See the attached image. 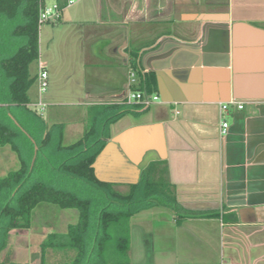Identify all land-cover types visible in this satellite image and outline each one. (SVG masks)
I'll use <instances>...</instances> for the list:
<instances>
[{
	"label": "crops",
	"instance_id": "obj_1",
	"mask_svg": "<svg viewBox=\"0 0 264 264\" xmlns=\"http://www.w3.org/2000/svg\"><path fill=\"white\" fill-rule=\"evenodd\" d=\"M79 2L72 12L67 11L70 5L63 8L59 21L79 44L75 56L82 75L73 85L78 98L63 103L44 94V101L80 107L81 136L94 108L128 105L115 119L109 110L101 117L93 175L124 193L146 167L161 162L176 201L131 216L129 262L264 264V0ZM39 46L38 31V53ZM132 59L137 71L149 76L147 93L159 98L141 112L127 99L132 87L130 69L124 66L132 67ZM51 61L38 63L47 76ZM4 87L0 78V120L15 125L16 110L4 98ZM27 94V107L35 112V97ZM223 103H230L226 112L220 110ZM40 117L46 126L62 124V143L66 125ZM221 120L228 123L224 134ZM19 141L28 157L32 139L25 133ZM15 155L9 144H0V177L10 172ZM47 171L44 162L41 179L47 180ZM151 209L167 213L156 232L157 239L173 234L171 244L162 242V250L146 259L144 249H136L133 260L131 230L155 231V221L146 218ZM32 215L28 229L9 232L0 264H63L73 254L46 249L43 255V237L65 232L70 223L60 230L64 227L51 217L33 225Z\"/></svg>",
	"mask_w": 264,
	"mask_h": 264
},
{
	"label": "trees",
	"instance_id": "obj_2",
	"mask_svg": "<svg viewBox=\"0 0 264 264\" xmlns=\"http://www.w3.org/2000/svg\"><path fill=\"white\" fill-rule=\"evenodd\" d=\"M41 1L0 0V35L5 32L19 39L12 53L0 51L4 98L16 110L12 113L15 125L0 120V144H9L20 160L18 169L0 177V251L7 244L9 232L28 229L34 207L47 202L59 208L75 209L78 215L65 232H50L43 237V255L46 249L70 250L73 254L63 264H133L128 260L131 216L154 205L176 203L173 190L168 189L164 179L165 164L152 163L143 170L138 183L121 193L99 183L91 164L101 146L95 134L103 123L104 112L111 111L115 119L128 105L94 108L83 135L67 145L61 143L62 124L46 126L40 115L27 107V91L34 81L29 65L38 58ZM54 1L59 6L65 3V0ZM131 66L137 75V85L131 89L148 92L149 76L137 71L134 59ZM146 108L134 106L139 112ZM25 133L32 139L30 147L27 146L29 156L35 155L31 160L19 141ZM44 162L48 166L47 180L39 176ZM71 181H79L85 189L87 187L92 197L72 191L66 186Z\"/></svg>",
	"mask_w": 264,
	"mask_h": 264
},
{
	"label": "rangeland",
	"instance_id": "obj_3",
	"mask_svg": "<svg viewBox=\"0 0 264 264\" xmlns=\"http://www.w3.org/2000/svg\"><path fill=\"white\" fill-rule=\"evenodd\" d=\"M52 2L53 0H46V3L48 4H51ZM79 4V0H74V2L69 7H67V11H74L76 8H78L77 6ZM59 21L60 19L55 23L40 24L39 56L29 65V72L31 76H34L38 72L39 61L40 63H42V65H45L44 62L41 61L49 58L52 59L51 64L49 62L46 64L48 72L50 67L52 71L51 73H48L47 76V87L45 94H47V96L60 99L61 101H63V103H66L74 101L78 98L76 97V93L74 92L75 89L73 88V85L77 81L75 80L76 75H79L80 73L77 71L79 56H75V51L76 49H79V44L77 40H73V37L69 38L70 35H68V33L66 32V28L68 27L63 29L64 27H62L63 25ZM2 33L3 34L0 35V51L6 52V54L12 53L15 50L19 39L16 37H12L9 33ZM65 35L67 36V38ZM84 40L85 39L83 38V40H80V42ZM124 69L125 71H128L129 69H133V67L126 65L124 66ZM80 75L82 74L80 73ZM28 93H30L31 96L35 97V101L37 100L36 94L38 95V91L36 79H34L33 83L31 84ZM39 115H42L47 123L62 122L66 125V133L62 138V144H70L81 137L83 128L77 124L80 117V107L64 104L58 107H54L47 106L46 103V106ZM6 148H9V146L7 145ZM9 167L10 168L8 169V171H14L20 167L18 156L16 157L15 155L14 166ZM66 186H69L72 191L79 195H87L92 197V194H89L90 190L87 187L85 189L79 181H71L70 183H67ZM156 210L157 209H151L149 215L146 216V218L155 221V231L153 233L143 234L136 233L137 231L135 232L131 230V232H133V237L131 239V245L133 247V260L137 259L136 255H134L136 249L139 251L140 248H143L145 251L144 257L146 259V257L150 256L152 252L162 250L161 248H159V246L162 245V242H165L166 245L171 244L169 241V238L173 236V234L171 233L168 234L169 236L167 235V237L169 238L160 239V237H158L157 239L158 233L156 232V230L158 223H160L162 219H167V213L160 214ZM32 212L33 225H38L40 219H48L52 217L53 221L58 219L57 224H61L64 227L62 229L60 228V230L65 229L68 223L75 222L77 218V211L75 209H63L47 202L38 203Z\"/></svg>",
	"mask_w": 264,
	"mask_h": 264
},
{
	"label": "built area",
	"instance_id": "obj_4",
	"mask_svg": "<svg viewBox=\"0 0 264 264\" xmlns=\"http://www.w3.org/2000/svg\"><path fill=\"white\" fill-rule=\"evenodd\" d=\"M74 0H65L63 6H59L55 1L51 4L46 3L45 0L41 1L39 7V14H38V23L39 26L42 23H55L61 17V12L63 8L66 6L71 5ZM37 80V100L33 102L32 107L36 113H39L44 109L46 103L44 101V94L47 87V72L45 68L42 67L41 64H38V72L36 76ZM137 85V77L136 72L134 69H130L129 72V86ZM127 99L129 101H133L142 107L150 106L154 101H157L159 98L157 95H152L147 93L145 90H134L131 89L128 92ZM231 104L235 105L237 109H241L243 107L241 102L231 101ZM230 103H223L220 104V110L222 112H226L228 108V104ZM228 128V123L226 120H221L220 122V132L224 134Z\"/></svg>",
	"mask_w": 264,
	"mask_h": 264
}]
</instances>
